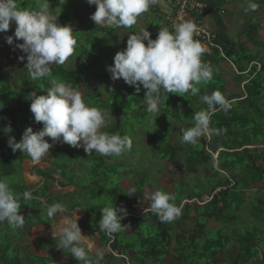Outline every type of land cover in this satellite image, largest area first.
Instances as JSON below:
<instances>
[{"label": "trees", "instance_id": "obj_1", "mask_svg": "<svg viewBox=\"0 0 264 264\" xmlns=\"http://www.w3.org/2000/svg\"><path fill=\"white\" fill-rule=\"evenodd\" d=\"M29 9L38 10L36 6ZM79 10L80 8L78 10L75 8L73 15ZM50 11L53 13L52 8ZM73 15L62 12L59 23L72 26ZM12 25L16 27L14 22ZM82 26L74 30L77 44L73 55L67 60L77 63L76 69L69 67L67 62L64 65L54 64L51 66V77L32 80L25 68L26 75L17 79L20 80L17 83L16 80L12 82L10 78L5 77L0 67V178L7 179L14 192L23 193L25 190L32 192L31 201L26 202L23 198L20 200V211L25 217L24 223L31 227L38 223L50 224L51 220L45 212L47 206L59 202V198L66 195L72 197L76 203L71 209L80 207L79 204L87 200L89 205L84 210L91 216L90 228L99 234L102 246L109 244L113 251L128 258L129 264H148L150 261L158 264L171 253H176L174 264L181 262L218 264L222 260L220 256L226 257V255L230 257V264H264V232L258 227L247 229L241 235L230 234L224 231L223 227L215 228L216 236L213 235L215 229L207 227L212 220L220 221L224 225L234 222L237 216L233 211H244V209H247L252 219L264 223V197L257 191L264 186V64L260 67L253 65L248 70L246 74L248 77L245 79L248 82L241 96H226L225 79L216 70L217 63L223 59V55L217 48H213L210 54L204 53L201 57L202 62L210 66L213 71L211 81L206 85H198L200 92L195 96L190 92L185 94L186 97L177 93L162 92L158 108L163 116L156 117V113H149L146 110L144 98L146 89L142 86L137 93L134 87L120 79L117 86L109 89L106 100L100 99L96 88L88 86L81 88L83 77L90 72L98 71L108 77L109 62H114L115 54L120 51L119 38H115L116 33L122 29L131 31L133 28V26L131 28L106 26L103 29L99 25H89L87 20ZM150 33L152 39L158 34V32ZM112 34H115L114 38L111 37ZM216 42L222 46L223 54L230 60L233 52L241 51L243 58H247L249 63L252 62V56L244 54V50H239L233 43L224 41L221 36H217ZM243 76L241 79L244 78ZM53 78L80 91L91 106L103 111H106V108L112 109L113 114L108 115L105 132L127 135L133 142V136L136 134L143 136L142 130L147 126L152 129L149 136L150 153L161 160H170L176 165L182 164L189 177L203 170L206 177L200 183H191L189 178L173 182L172 194L176 196L175 203L182 206L180 217L172 222H161L158 216L150 211V195L145 192V186L153 182L150 173L145 171L139 174L128 163L115 161L117 158H122L124 153L120 156L93 154L90 157H84L87 153H81L79 158L82 156L85 159H94L95 163L92 164L93 171L89 167L85 172L82 171V174L80 172L81 176L78 173L76 176L69 173V168L65 163L63 165V162L67 156L69 158L71 149L83 150V148H73L68 144L57 142L52 147L49 167L35 168L37 175L43 179L37 189L25 182L23 174L20 180L13 181V176L18 171L22 173L21 165L24 160L31 158L21 150L13 152L8 141L11 137L19 141L29 126L33 127L34 131L42 129L43 123H37L30 111L31 100L28 99V95L33 91H36L37 95L46 94ZM216 90H219L231 103L229 111H217L211 117V127L224 131L219 135L209 133L200 137L196 146L183 143L173 147L171 140L181 137L179 130L193 127L195 113L207 108V105L202 103L201 97ZM95 99L97 102L93 103ZM106 101L113 104H107ZM8 127L11 128L10 132L5 131ZM45 139L52 143L49 137ZM136 152L133 142L132 149L128 153ZM217 152L218 157L215 159L214 154ZM182 154L184 157L181 156ZM90 175L96 183L94 187H89L93 185L91 182L89 186L87 185V176ZM57 176L60 177L59 180ZM56 183L60 187L73 185L75 190L61 196L54 195L50 186ZM133 187L136 189L135 195H127L128 190ZM75 191L81 192L85 197L77 199ZM246 191L252 193L249 200L245 198ZM99 194H103L104 197L100 199ZM205 194L211 199L202 203ZM42 199H45V204ZM193 199L202 204L183 203ZM115 205L126 207L128 216L122 221L125 224L123 230L110 236L100 230L99 221L102 217V208ZM188 224L193 226L191 231L186 226ZM8 228L7 222L0 223V264L54 262L53 251L56 245H45L37 241L35 246L47 249L49 256L32 254L29 245L20 242L22 232L28 231L29 227L17 228L16 235L8 232ZM172 245L173 250H170ZM225 248L227 253L224 252ZM66 256L68 257L66 264H81L69 251ZM95 259L96 257L93 262Z\"/></svg>", "mask_w": 264, "mask_h": 264}, {"label": "clouds", "instance_id": "obj_2", "mask_svg": "<svg viewBox=\"0 0 264 264\" xmlns=\"http://www.w3.org/2000/svg\"><path fill=\"white\" fill-rule=\"evenodd\" d=\"M67 0H60V4ZM89 5H96L91 19L96 25H107L131 28L137 23L138 17L147 12L157 0H87ZM245 11H255L254 0H245ZM50 0H39L38 10L20 8L17 0H0V32H7L11 23H15L14 35L6 37V42L20 49L25 55L18 59H27L26 68L32 80L52 76V65H64L73 55L77 44L71 25H63L50 11ZM196 25L191 20H181L173 24V30L161 27L155 39L147 29L128 35L126 48L114 56V63L107 70L113 81L123 79L126 84L139 93L141 86L146 89L144 98L147 112L157 113L162 92L177 93L186 97L200 92L198 85L208 84L213 78L210 66L202 62L206 49L199 40L194 39ZM147 41V44L145 43ZM51 86L46 94L29 93L30 111L37 123H43L42 129L34 131L29 126L17 141L11 137L8 141L13 152L21 150L33 163H38L57 142L66 143L73 148H83L90 156L95 152L100 156H120L132 149V140L127 135L110 134L102 131L107 126L108 114L97 107L91 106L83 98L80 91L56 78L51 79ZM202 103L207 105L195 113L194 126L180 129L181 142L197 145L200 137L209 133L219 135L221 131L211 127V117L217 111H229L231 103L219 91L204 94ZM157 119V118H156ZM5 131H11L8 127ZM49 137V140L45 139ZM133 187L126 193L135 195ZM31 201L32 192H14L10 182L0 178V223L7 222L13 228L22 227L25 221L21 214L20 200ZM150 211L158 216L161 222H172L182 214V206H178L176 196L170 192L156 190L151 193ZM203 203V202H202ZM62 203L47 206L46 215L53 220L58 213H64ZM128 216V210L121 206L102 208L99 221L100 230L108 235L123 230L122 221ZM79 217L62 216L52 223V237L58 239L57 247L67 249L74 259L81 264H100L104 258V250L95 249V262L88 252L93 251V244L82 233L78 223ZM112 250L110 246H105ZM113 252V250H112ZM114 253V252H113ZM115 256L114 254H112ZM119 258H125L118 255Z\"/></svg>", "mask_w": 264, "mask_h": 264}, {"label": "rangeland", "instance_id": "obj_3", "mask_svg": "<svg viewBox=\"0 0 264 264\" xmlns=\"http://www.w3.org/2000/svg\"><path fill=\"white\" fill-rule=\"evenodd\" d=\"M17 5L20 8H33L36 6V8H39V0H17ZM50 6L52 7L53 10V15L56 16L58 18V22H60L61 20V14L62 12H66L69 13L71 15H73V13L75 12V8L78 10V8H80V10L78 11V13L76 15H73L74 17V21H73V30L75 29H80L83 26V23L87 20L88 24L91 26H96V23L91 19V15L96 11V5H89L87 0L84 1H79V0H67L66 3L64 4H60V0H50ZM172 7V5H170ZM152 8H159L160 14H169L171 15V10L170 8H168V3L166 2V0H161V4L159 6H153ZM152 8L150 7L149 10L145 13H147L145 16L141 15V17H138L137 23L136 25V29L134 31L135 25H133L132 30H119L116 35L117 37H115V34H112L111 37H115V38H119L118 41V48L119 50H123L126 48L127 45V39H128V35L133 34V33H139V31L141 29H146L150 31V32H159V30L161 29V25L163 23H165V19L164 17H160L159 14H156L154 12H152ZM55 9V10H54ZM172 9V8H171ZM147 18L148 21L146 23L145 26V21L144 18ZM252 22L254 24L257 23L256 19H252ZM101 26V25H99ZM107 25H103L101 26L103 29L106 27ZM165 27V26H164ZM15 32V28L14 25H10V29L5 33V32H0V67L2 68L5 77L10 78V80L12 82H14L16 80V82L18 83L20 80L17 81V79L21 78L22 76L26 75V71H25V66L27 64V59L25 58L24 61H20L18 59V57L20 55H25L20 49L15 48V43H22V40L19 41H15L13 45H9L6 42V37L9 35H14ZM100 34H102V31L100 32ZM110 35V34H109ZM248 35V33H247ZM249 38V37H247ZM115 40V39H114ZM145 43L147 44V41H145ZM113 53H116L113 51ZM244 54L246 55H250L253 58H257V59H261L262 57L264 58V45L262 46H258V45H254V47H249L248 49L244 50ZM239 58H242V63L240 64V67H242L244 65V67L247 65L244 61L243 58V54L241 53V51H236L233 52V54L231 55V60L235 63V65H238L239 63ZM67 64L69 65V67L76 69L78 67L77 63L75 62H69L66 61ZM223 62V67L225 68L224 71L220 72L219 67H217V71L220 73V75L225 79V83H226V96H230V95H236V96H241L243 94L242 89L238 90L239 85H242L243 80L241 79L240 82H238L237 80H235V78H233V75H230V69H232V66L223 61L222 59L219 60V62L217 63V65ZM114 62H109V65H112ZM221 67V66H220ZM218 74V73H217ZM108 77H106L105 75H103L101 72L99 73L98 71H93L90 72L88 74H86L80 85L81 88L83 87H91V88H96L97 92H98V96L100 97V99L102 100H106L107 96H109V89L111 87L117 86L118 84V80L113 81L111 79V74L107 73ZM243 77H248V75H244ZM204 85V84H202ZM97 100L95 99L93 101V103H96ZM117 102H119V99L117 100ZM107 104H113V102L110 101H106ZM100 105V104H97ZM108 115L109 114H113L112 109L106 108L105 111ZM163 116V113L161 111H158L156 113V117H161ZM110 121H113L112 119H110ZM106 128H103L102 131H105ZM144 135L143 136H138L137 134L133 136L134 140V144H135V149L137 150L136 153H124L122 158H117L115 159V161H122L125 163H128L133 169L137 170V172L139 174L148 171L150 173V177L152 179V184H148L145 186V192L149 195H151V193H153L156 190H164L166 192H170L173 193L174 190V181H179L180 179H187L189 178L191 183H200L202 181V179H204V177H206V175L204 174L203 170L201 172H199L198 174H195L191 177H189V173L186 171L185 167L181 164L176 165L174 163H171L170 160L169 161H164L161 160L160 158H158V156L153 155L152 153H150V146H149V136L152 133V129L148 128L147 126L144 127V129L142 130ZM180 131V130H179ZM179 135V134H178ZM62 144H66V143H62ZM183 144L181 142V137H179V139H173L171 140V145L173 147H177L179 145ZM147 149V150H146ZM81 153H86L84 150L82 149H71L70 151V156L64 160V163L67 165V168H69V173L72 175H76L77 173L80 175V172L82 174V171H86L87 168L90 167V169L93 171V166L92 164H94V159H85L82 156H80L79 158V154ZM93 154H95V152H93ZM90 155V156H93ZM52 150L50 148V151L48 153L45 154V156L38 162V163H33V166L30 165L29 161H26L25 164L23 165L22 168V173L21 171H18L17 174H15L13 177V181H18L21 179L22 174L24 177L25 182H28L29 184L32 185H37L42 183V179L41 178H35L31 179L30 176L33 175V173L31 172V168L35 167V166H40L42 168H47L50 165V161L52 160ZM88 154L84 157H90ZM182 157L183 154L181 155ZM72 158V159H71ZM93 158V157H92ZM96 161V159H95ZM21 165V167H22ZM30 168V169H29ZM24 172V173H23ZM76 172V173H75ZM81 176V175H80ZM136 177H138V175H135ZM34 177V176H32ZM36 177V176H35ZM60 178H58L59 180ZM87 185H90V182L93 184L92 186L90 185L89 187H94L96 185L95 182H93V176H87ZM50 190L51 193H53L54 195H58L61 196L64 194V192H68L70 190H73L72 187H68V188H60L58 187L57 184H53L50 186ZM75 196L77 197V199L79 198H84L85 195H83L81 192L79 191H75ZM245 198L246 200H249V195L247 194V191L245 192ZM100 199H102L104 196L103 194H99L98 195ZM55 198V197H54ZM53 198V199H54ZM52 199V200H53ZM208 199V195L205 194L202 198V201H207ZM55 201V200H53ZM46 202V201H45ZM44 202V203H45ZM185 202H199L196 199H193L192 201H184ZM203 202V203H205ZM59 203H62L65 206V209L67 211L70 210V208H72L74 206L75 201L72 197L69 196H61L59 198ZM87 205H89V203L87 202V200L85 199L81 204H79L80 207H82L83 209H85L87 207ZM250 208V206H247ZM45 211V209H44ZM43 211V212H44ZM46 212V211H45ZM44 212V214H45ZM236 216L237 219L234 222H229L226 225H224L222 222L220 221H215L212 220L207 224L208 228L211 229H215V228H222L224 229V231L228 232V233H238V235L245 233V231L247 229H251L253 227H258L262 232H264V223L263 222H257V220L252 219V217L250 216L249 212L247 211V209H244V211H233ZM232 213V212H231ZM233 214V213H232ZM65 215H69L68 213L64 212V213H58L57 216L54 219H59L62 216ZM139 216V215H138ZM46 215H44L43 218H45ZM45 221V220H44ZM188 230L191 231V229L193 228V226L191 224L186 225ZM29 227L28 231H23L21 236H20V242H25V244L29 245V251L32 254L35 255H40L41 253H45V251H41L39 250L33 243L35 237L37 236V231L39 230V227H31L30 225L27 224H23L22 227H19L20 229L22 228H26ZM217 229L214 230L213 235L216 236ZM8 232H10L12 235H16L18 234V229L17 228H13L11 226H9L8 228ZM51 234V233H50ZM92 237H97V234H93L91 236ZM261 240V239H260ZM259 240V241H260ZM94 248H93V253H95V249H102L104 250V258L103 260L100 261V264H123L122 261H124V264H128L127 260L124 258L122 260V258H119V253L117 251H113L112 250H107L106 247H103L101 245V243L98 240V245L96 244V242L93 244ZM67 250V249H66ZM170 250H173V245L172 247H170ZM68 251V250H67ZM114 254L115 258L111 257L110 255ZM45 255V254H44ZM89 257L93 260L95 255L88 252ZM176 256V253H171L169 255H167L160 263L158 264H174V257ZM222 259H225V257L220 256ZM259 258H262V252H259ZM58 259L60 261H66V258L62 257V256H58ZM128 259V258H127ZM206 261V259L204 260ZM95 262V260H94ZM48 264H52V263H48ZM54 264V263H53ZM69 264V263H68ZM148 264H154L152 263V261H150ZM181 264H185V262H181Z\"/></svg>", "mask_w": 264, "mask_h": 264}, {"label": "crops", "instance_id": "obj_4", "mask_svg": "<svg viewBox=\"0 0 264 264\" xmlns=\"http://www.w3.org/2000/svg\"><path fill=\"white\" fill-rule=\"evenodd\" d=\"M203 2L206 6V10L203 12V14L200 15L199 20L201 23L210 31L214 32L218 37L221 36L222 39L226 42L233 43L236 47H238L239 50H246L249 47H254V45L262 46L264 45V0H254V2L257 4V9L255 11H245V8L247 7V4L245 0H199ZM168 3V8L171 10V15L173 13V8L170 6L171 4L169 3L168 0H166ZM161 4V0H157V3L154 4L153 6H159ZM152 8V6H151ZM172 8V9H171ZM152 12L159 14L160 17H164L165 23H163L161 26H165L168 28L170 31L173 30L170 27L169 21L167 20V16L169 14H160L159 8H152ZM147 13H143L142 15H146ZM141 17V16H140ZM256 19L257 23L254 24L252 22V19ZM145 26L148 21V19L145 17ZM136 29V27H135ZM134 29V31H135ZM147 29V27H146ZM150 32V31H149ZM248 33V35H247ZM249 37V38H247ZM220 45V44H219ZM213 51V50H212ZM221 51L224 52L222 46H221ZM223 61L229 63L232 66V69H230L229 74L233 75V78L237 80L238 82L241 81L242 75H246L248 70L251 69V66L257 65V63L261 66L264 64V58L262 57L261 59L253 58L252 62L249 63L247 58H244L245 63L247 64L245 67L244 65L242 67H239L240 64L242 63V58H239V63L238 65H235L233 61H231L229 58L226 56L223 57ZM223 62H220L217 66L221 71H224L225 68L222 66ZM221 66V67H220ZM242 68V69H240ZM246 69L243 72H240V70ZM246 78H242L243 83L242 85H239L238 90L242 89V92H244L245 89V84L248 82L245 80ZM51 144V143H50ZM52 150V147H51ZM26 161L30 162V165L33 166V161L32 160H24L23 165L25 164ZM216 164V163H215ZM22 165V168H23ZM39 167L41 169H44L40 166H35L31 168V172L33 173V176H37L35 178H41V176H38L35 168ZM30 169V168H29ZM24 173V172H23ZM24 175V174H23ZM32 176V175H31ZM25 177V176H24ZM60 178L57 176V179ZM43 180V179H42ZM28 185H31L37 189L42 183L35 185L29 184L26 182ZM57 184V183H56ZM39 185V186H38ZM58 185V184H57ZM58 187H60L58 185ZM72 187L73 190H75V187L73 185L66 186V187H60V188H68ZM70 190V191H73ZM68 191V192H70ZM218 191V189H217ZM257 191L260 193V196L264 197V186L257 189ZM67 193V192H64ZM247 194L250 196L252 195L251 192H247ZM42 202H45V199H42ZM200 202V201H199ZM205 202V201H204ZM45 204V203H44ZM202 204V203H199ZM68 213V216H71L73 219H75V216L77 215L79 217L78 223L82 229V233L87 237V240L89 243L96 244L98 245V240L102 245V242L100 240L99 234L92 230L90 227L92 224L90 223L91 221V216L85 213V210L82 207H76L73 208L69 211H65ZM60 220L59 219H53L51 220L50 224H43V223H38L35 225V227H39V230L37 231V236L35 237L33 243L34 245L36 244L37 241H40L42 244L45 245H56L53 251V257H54V262H51L52 264H65L68 262V257L66 256L67 250L66 249H61L57 247L58 239L55 241L50 233H52V223H56ZM97 234L98 240L96 237L91 236L93 234ZM109 245V244H108ZM107 245V246H108ZM104 247V246H103ZM41 251H45V253H41L39 256L42 257H47L49 256V251L45 249L44 247H37ZM187 248V247H186ZM111 251V250H110ZM225 253H227V249L225 248L224 250ZM90 253L94 254L92 251ZM45 254V255H44ZM58 256H62L66 258V261L62 262L58 259ZM113 258V257H112ZM115 258V257H114ZM230 257L226 255L225 259H222L218 264H230ZM125 259L128 262V259L125 257ZM225 261V262H224ZM124 264V261H122Z\"/></svg>", "mask_w": 264, "mask_h": 264}, {"label": "built area", "instance_id": "obj_5", "mask_svg": "<svg viewBox=\"0 0 264 264\" xmlns=\"http://www.w3.org/2000/svg\"><path fill=\"white\" fill-rule=\"evenodd\" d=\"M173 7L172 15L167 16L170 27L173 29L174 23H179L181 20H191L197 27V32L194 34V39L199 40L202 46L206 49L205 53L210 54L213 48L221 51V46L216 42L217 35L207 29L199 20L200 15L206 10V6L199 0H168ZM260 67V65L257 63ZM234 183V182H232ZM219 191V189H218ZM211 197L208 196V200ZM206 201V202H207Z\"/></svg>", "mask_w": 264, "mask_h": 264}, {"label": "water", "instance_id": "obj_6", "mask_svg": "<svg viewBox=\"0 0 264 264\" xmlns=\"http://www.w3.org/2000/svg\"><path fill=\"white\" fill-rule=\"evenodd\" d=\"M217 157H218V152L214 154V158L217 159ZM215 163H217V161ZM107 249H109V248L107 247Z\"/></svg>", "mask_w": 264, "mask_h": 264}, {"label": "bare ground", "instance_id": "obj_7", "mask_svg": "<svg viewBox=\"0 0 264 264\" xmlns=\"http://www.w3.org/2000/svg\"><path fill=\"white\" fill-rule=\"evenodd\" d=\"M32 176H33V175H32ZM32 176H30V178L35 180V177H32Z\"/></svg>", "mask_w": 264, "mask_h": 264}, {"label": "flooded vegetation", "instance_id": "obj_8", "mask_svg": "<svg viewBox=\"0 0 264 264\" xmlns=\"http://www.w3.org/2000/svg\"><path fill=\"white\" fill-rule=\"evenodd\" d=\"M66 264V263H65Z\"/></svg>", "mask_w": 264, "mask_h": 264}]
</instances>
